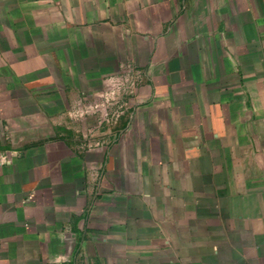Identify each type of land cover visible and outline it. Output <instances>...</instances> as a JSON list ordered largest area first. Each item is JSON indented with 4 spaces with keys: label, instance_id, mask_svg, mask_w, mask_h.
I'll return each instance as SVG.
<instances>
[{
    "label": "crops",
    "instance_id": "0c3cea01",
    "mask_svg": "<svg viewBox=\"0 0 264 264\" xmlns=\"http://www.w3.org/2000/svg\"><path fill=\"white\" fill-rule=\"evenodd\" d=\"M0 264H264V0H0Z\"/></svg>",
    "mask_w": 264,
    "mask_h": 264
}]
</instances>
